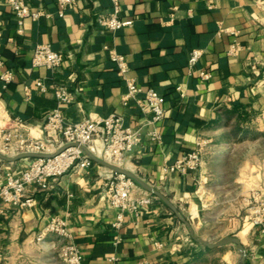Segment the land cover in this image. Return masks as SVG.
Wrapping results in <instances>:
<instances>
[{"label": "crops", "instance_id": "1", "mask_svg": "<svg viewBox=\"0 0 264 264\" xmlns=\"http://www.w3.org/2000/svg\"><path fill=\"white\" fill-rule=\"evenodd\" d=\"M24 2L44 15L20 24L0 0V75L13 73L6 86L0 80V124L18 118L32 136L57 140L43 126L57 106L53 89L59 86L71 95L61 107L70 123L117 114L141 135L122 168L164 194L195 237L209 243L236 237L244 247L243 264H264V235L249 218L252 206L239 203L255 193L264 200V0H124L120 18L132 25L115 32L98 23L113 9L111 0H74L62 17L57 0ZM38 44L61 53L62 64L53 70L32 67ZM192 50L201 55L189 69ZM111 51L124 56L128 77L164 98V117L156 125L160 141L149 140L150 127L136 103H123L126 87ZM199 71L209 78L201 80ZM38 80L46 92L36 88ZM200 140L206 144L197 169L168 171ZM29 161L0 160V188L6 173L20 176ZM108 171L93 163L50 179L46 190L28 186L31 205L0 215L3 263L64 264L58 252L71 242L83 264H236L233 244H197L154 197L137 214L125 213L121 227L113 229L117 211L105 199ZM132 196L150 195L135 184ZM55 216L67 222L70 238L49 234L36 242L37 232Z\"/></svg>", "mask_w": 264, "mask_h": 264}, {"label": "built area", "instance_id": "2", "mask_svg": "<svg viewBox=\"0 0 264 264\" xmlns=\"http://www.w3.org/2000/svg\"><path fill=\"white\" fill-rule=\"evenodd\" d=\"M13 14L21 24L25 18L37 20L44 14L41 11L32 12L24 0H5ZM124 0H111L112 10L98 19V23L104 29L115 32L125 26L132 25V20L120 18V5ZM74 0H57L58 16L62 17L67 6ZM237 46H232L230 53L236 52ZM201 51L192 50L188 67L192 69L198 61ZM110 58L116 65L117 74L123 80L126 93L123 103L134 101L141 113L146 117L145 126L150 127L147 136L150 141H160L161 136L156 125L164 117V98L152 88H142L135 78L127 76L128 65L123 55L111 51ZM64 60L61 53L53 50L48 44H38L34 48L31 59L32 67H44L53 70L59 67ZM13 73L5 71L0 75V80L6 86L13 81ZM199 78L206 80L209 73L199 71ZM37 89L46 92L43 81L35 83ZM27 90V88L25 89ZM28 91V90H27ZM26 91V92H27ZM53 94L57 106L47 115L44 123V131L57 134V140L53 137L36 138L31 135L30 128L21 119L6 117L0 124V153L6 156H15L21 153H38L53 155L50 158L30 159L27 169L18 177L6 173L5 182L0 188V215L6 208L16 209L29 207L32 199L26 196V189L30 185L40 190H46L48 181L62 177L74 168L88 169L93 165L92 160L86 156L80 146H84L98 159L122 167L125 157L140 143V130L133 129L124 124L117 114H109L94 120H86L79 123L68 122L61 112V107L71 102V95L64 87H55ZM206 143L202 140L196 143V148L185 153L169 168L170 172H184L189 169H197L200 164L201 151ZM74 145V146H71ZM107 187L105 199L107 205L117 211L113 229H119L123 223L124 214L127 212L137 214L143 206L152 202L151 196L135 198L132 196V188L135 182L123 174L108 171L104 174ZM252 211L250 220L260 227V233L264 235V200L259 194L252 196ZM55 235L62 240H68L70 233L67 222L58 217H52L46 227L37 232L36 242H42L49 235ZM116 242L118 238L115 237ZM61 262L64 264H83L79 248L76 244L65 242L58 252ZM112 260V259H111ZM115 259L112 260L114 262ZM0 264H4L0 259Z\"/></svg>", "mask_w": 264, "mask_h": 264}, {"label": "water", "instance_id": "3", "mask_svg": "<svg viewBox=\"0 0 264 264\" xmlns=\"http://www.w3.org/2000/svg\"><path fill=\"white\" fill-rule=\"evenodd\" d=\"M74 146V145H71ZM80 148L82 149V151L86 154V156L89 158V160H92L93 163H97L107 169H109L112 172L118 173V174H123L128 178H131L136 185H138L139 187H141L143 190H145L148 195H150L151 197H154L156 199H158L159 201H161L176 217L177 219L182 222L187 228H188V232L189 235L191 237V239L195 242L202 244L203 246L209 248V249H215L227 244H233L238 252V259L236 264H243L244 262V258H245V251H244V247L241 245L240 240L236 237H226L224 239H221L215 243H209L207 241L201 240L197 237H195L194 232L190 223L184 219L182 217V215L179 213V211L177 210V208L174 206V204L164 195L162 194L160 191L154 189L152 186L148 185L147 183L143 182L140 178H138L134 173L122 168V167H118L114 164L108 163L104 160L98 159V157H96L94 154L90 153L88 151V149L84 146H80ZM53 155H44V154H38V153H21L12 157L6 156L2 153H0V160L4 161V162H16L19 160H23V159H41V158H50Z\"/></svg>", "mask_w": 264, "mask_h": 264}, {"label": "rangeland", "instance_id": "4", "mask_svg": "<svg viewBox=\"0 0 264 264\" xmlns=\"http://www.w3.org/2000/svg\"><path fill=\"white\" fill-rule=\"evenodd\" d=\"M227 203H229L230 201H226ZM240 205L244 208V209H249V206H252L253 202L250 199H247L245 197H242V199L239 201ZM252 203V204H251ZM239 205V204H238ZM239 207V206H238Z\"/></svg>", "mask_w": 264, "mask_h": 264}, {"label": "bare ground", "instance_id": "5", "mask_svg": "<svg viewBox=\"0 0 264 264\" xmlns=\"http://www.w3.org/2000/svg\"><path fill=\"white\" fill-rule=\"evenodd\" d=\"M2 116H3V113L0 111V117L2 118Z\"/></svg>", "mask_w": 264, "mask_h": 264}]
</instances>
